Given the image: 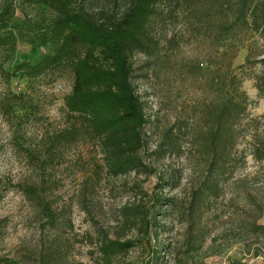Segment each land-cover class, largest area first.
Instances as JSON below:
<instances>
[{"label":"rangeland","instance_id":"obj_1","mask_svg":"<svg viewBox=\"0 0 264 264\" xmlns=\"http://www.w3.org/2000/svg\"><path fill=\"white\" fill-rule=\"evenodd\" d=\"M84 7L102 19L123 13L127 0H89ZM53 18L43 5L17 1L16 52L5 62L7 52L0 51V66L15 74L0 77V264H103L104 237L133 244L115 264H264V230L258 229L264 226V155L260 161L255 156L264 140V93L258 88L264 40L252 37L234 61L236 68L244 65L251 52L256 63L242 75L247 111L236 127L227 172L218 176L214 165L209 169L214 146L204 142L206 135L195 140L197 132H207L206 95L195 71L202 53L185 43L181 19L159 25V62L146 54L131 58V80L147 118L145 167L114 178L96 143H75L66 134L74 124L65 107L71 71L63 66L31 78L17 69L52 54L51 43L33 48L49 34ZM6 102L13 103L9 113ZM211 185L218 194L194 201ZM147 210L142 221L137 214Z\"/></svg>","mask_w":264,"mask_h":264},{"label":"trees","instance_id":"obj_2","mask_svg":"<svg viewBox=\"0 0 264 264\" xmlns=\"http://www.w3.org/2000/svg\"><path fill=\"white\" fill-rule=\"evenodd\" d=\"M17 1L43 5L54 15L49 34L33 48L51 43L54 45L52 54L34 66L23 64L17 69L31 78L63 66L71 71L73 87L65 107L74 124L66 134L75 143H96L108 174L114 178L136 174L145 167L141 152L146 145L143 128L147 118L131 80V58L135 54H146L158 63L157 27L166 25L169 20L181 19L185 43L202 53L196 57L195 71L202 75L206 95L202 122L207 132H197L195 140L199 143L206 135L204 142L214 146L215 155L209 169L214 165L216 175L226 174L238 141L236 127L248 106V97L242 90V75L256 63L251 60V52L244 65L236 68L234 61L252 37L259 36L264 40V1L127 0L123 13L107 14L101 19L85 9L89 0H3L0 51L7 52L5 62L13 57L19 43V36L12 27ZM260 62L264 63V59ZM204 64L207 68H203ZM1 76L10 79L15 74L6 73L1 65ZM259 83L258 88L263 94L264 82ZM12 106L13 103L6 102L2 107L9 113ZM204 145L201 144L200 150L205 149ZM263 155L264 140L255 148L259 161ZM217 191L218 186L211 185L200 190L194 201L200 202L210 192L218 194ZM167 204L172 206L173 202L169 200ZM123 211L128 213V208ZM148 215L149 210L137 214L142 221H147ZM132 223L136 225L137 220ZM258 229L263 231L264 226ZM132 247L130 241L102 238L99 242L102 263L115 264V260ZM161 252L156 249L157 259L162 257ZM233 264L243 263L236 261Z\"/></svg>","mask_w":264,"mask_h":264}]
</instances>
